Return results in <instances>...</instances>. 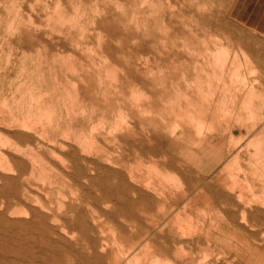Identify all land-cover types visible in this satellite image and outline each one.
Wrapping results in <instances>:
<instances>
[{"label":"rangeland","instance_id":"rangeland-1","mask_svg":"<svg viewBox=\"0 0 264 264\" xmlns=\"http://www.w3.org/2000/svg\"><path fill=\"white\" fill-rule=\"evenodd\" d=\"M263 126L264 0H0V264H264Z\"/></svg>","mask_w":264,"mask_h":264},{"label":"crops","instance_id":"crops-1","mask_svg":"<svg viewBox=\"0 0 264 264\" xmlns=\"http://www.w3.org/2000/svg\"><path fill=\"white\" fill-rule=\"evenodd\" d=\"M264 127V126H263ZM258 132V131H257ZM251 135H252V141H253V139H255V138H259V137H261V136H257L258 134L257 133H251ZM256 135V136H255ZM254 136V137H253ZM202 155H203V157L206 159V161L207 160H209L207 163H206V166H207V168H209V166H210V164H212V166H213V168H216L218 165H219V163H220V159H222V154H221V158H219V157H217V156H215V153L211 150V148H207L206 150H205V152H202ZM214 159H215V161H214ZM218 159V160H217ZM215 164H216V166H215ZM210 170H212V169H208V170H206V171H210ZM239 179L237 176H234V177H230L228 180H226L225 182H226V187L224 186V188L226 189V191H227V193L230 195V196H232V198L233 199H236V200H239V198H241V200H243V201H245L246 202V200H244V197L242 196V194H240V195H238L237 194V192H241L240 191V188H239V186H238V180H236V179ZM235 179V180H234ZM215 180L217 181V182H221L223 179H221L219 176H217L216 178H215ZM233 181V182H232ZM205 192V191H204ZM207 192H209L208 190H207ZM216 195V194H215ZM215 195H213L212 194V197H214ZM205 196L208 198L210 195H209V193L208 194H205ZM229 221V220H228ZM230 222H232V221H230Z\"/></svg>","mask_w":264,"mask_h":264},{"label":"bare ground","instance_id":"bare-ground-1","mask_svg":"<svg viewBox=\"0 0 264 264\" xmlns=\"http://www.w3.org/2000/svg\"><path fill=\"white\" fill-rule=\"evenodd\" d=\"M138 60H139V59H138ZM145 63H146V62H145ZM233 63H234V62H233ZM233 63H232V64H233ZM216 66H217V64H216ZM94 68H95V67H94ZM149 69H150V68H149ZM221 69H222V68H221ZM223 69H224V68H223ZM220 71H221V70H220ZM223 71H224V70H223ZM232 76H233V75H232ZM258 81H259V80H258ZM101 85H102V84H101ZM135 87H136V86H135ZM222 87H223V86H222ZM238 87H239V86H238ZM135 90H136V89H135ZM234 90H235V89H234ZM254 90H255V89H254ZM254 90H253V91H254ZM250 92H251V91H250ZM209 107H210V106H209ZM248 123H249V122H248ZM246 125H247V124H246ZM248 126H249V125H248ZM124 127H125V126H124ZM250 130H251V129H250ZM259 130H260V131H259ZM259 130H258V132L255 131V133L258 134L257 136H261V137H262L263 134H264V127H262V129H259ZM252 133H254V131H252ZM96 136H97V135H96ZM255 136H256V135H255ZM253 137H254V136H253ZM261 137H259V138H261ZM259 138L257 137V138H255V139H253L252 142H257V139H259ZM248 141H249V140H248ZM259 141H260V139H259ZM259 144H260V143H259ZM261 144H262V143H261ZM261 144H260V145H261ZM257 145H258V143H257ZM257 145H256V146H257ZM254 146H255V144H254ZM257 147H258V146H257ZM258 149H259V148H258ZM261 149H262V148H261ZM103 153H104V152H103ZM218 154H219V153H218ZM163 159H164V158H163ZM217 160H218V159H217ZM234 161H235V160H234ZM155 163H156V162H155ZM236 163H237V162H236ZM248 163H249V162H248ZM114 165H115V164H114ZM130 165H132V164H130ZM152 165H153V164H152ZM155 165H156V164H155ZM154 167H155V166H154ZM227 168H228V167H227ZM257 170H258V169H257ZM129 171H130V169H129ZM235 179H236V178H235ZM235 179H234V180H235ZM236 180H237V179H236ZM176 181H177V180H176ZM232 182H233V181H232ZM217 183H218V182H217ZM176 185H177V184H176ZM225 185H226V184H225ZM225 187H226V186H225ZM153 190H154V189H153ZM239 195H240V194H239ZM205 197H206V196H205ZM182 211H183V210H182ZM223 220H224V219H223ZM225 221H226V220H225ZM227 222H228V221H227ZM186 223H187V222H186ZM219 223H220V222H219ZM156 226H157V225H156ZM165 226H166V225H165ZM188 226H189V225H188ZM166 227H167V226H166ZM167 228H168V227H167ZM164 230H165V229H164ZM226 231H228V230H225V232H226ZM166 233H167V232H166ZM170 233H171V232H170ZM227 233H228V232H227ZM163 234H164V233H163ZM167 234L170 235L169 232H168ZM167 234H166V235H167ZM230 234H231V233H230ZM234 234H236V232H234ZM234 234H233V237H235ZM178 235H179V234H178ZM181 235H182V234H181ZM185 235H186V234H185ZM158 236H159V235H158ZM170 236H171V235H170ZM183 236H184V235H183ZM188 236L191 238L192 235H191V236L188 235ZM164 237H165V236H164ZM167 237H169V236H167ZM171 237H174V235L171 236ZM179 237H180V236H179ZM184 237H187V236H184ZM233 237H232V238H233ZM156 238H157V237H156ZM190 238H189V241H191V239H193L194 236H193V238H191V239H190ZM195 238H196V237H195ZM187 240H188V239H187ZM226 240H227V239H226ZM156 241H157V240H156ZM167 241H168V240H167ZM186 242H187V241H186ZM198 242H199V240H198ZM187 243L189 244V243H191V242H187ZM187 243H186V245H188ZM174 244L176 245V243H174ZM180 244H181V243H180ZM184 244H185V243H184ZM195 244H197V243H195ZM178 245H179V244H178ZM186 245H185V246H186ZM154 246H155V244H154ZM191 246L194 248L193 245H191ZM155 247H156V246H155ZM155 247H154V249H156ZM173 247H174V246H173ZM181 247H182V246H181ZM177 248H178V247H177ZM190 248H191V247H190ZM245 248H246V247H245ZM157 249L159 250V248H157ZM173 249H174V248H173ZM182 249H183V248H182ZM191 249H192V248H191ZM141 250H142V249H141ZM185 250H186V249H185ZM100 251H101V250H100ZM175 251H176V250H175ZM180 251H181V250H180ZM193 251H194V250H193ZM154 252H155V251H154ZM159 252H160V250H159ZM161 253H162V251H161ZM161 253H160V254H161ZM155 255H156V254H155ZM161 255H162V254H161ZM127 257H128V256H127ZM185 257H186V256H185ZM131 258H132V257H131ZM185 259H186V258H185ZM194 259H195V258H194ZM194 259H193V260H194ZM175 260H176V259H175ZM190 260H191V259H190ZM190 260H189V261H190ZM177 261H178V260H177ZM183 261H184V260H183ZM179 262H180V261H179ZM195 262H196V261H195ZM186 263H187V262H186ZM210 263L214 264L215 262H214V263H213V262H209V264H210ZM167 264H168V263H167ZM192 264H193V263H192ZM196 264H197V263H196Z\"/></svg>","mask_w":264,"mask_h":264}]
</instances>
